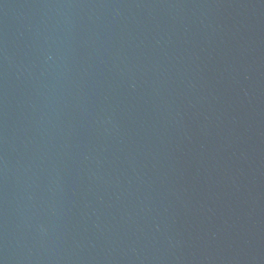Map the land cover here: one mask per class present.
<instances>
[{
  "label": "water",
  "instance_id": "95a60500",
  "mask_svg": "<svg viewBox=\"0 0 264 264\" xmlns=\"http://www.w3.org/2000/svg\"><path fill=\"white\" fill-rule=\"evenodd\" d=\"M0 264H264V0H0Z\"/></svg>",
  "mask_w": 264,
  "mask_h": 264
}]
</instances>
